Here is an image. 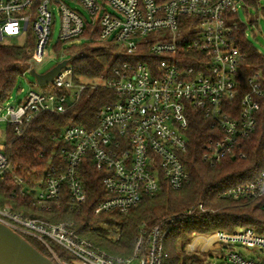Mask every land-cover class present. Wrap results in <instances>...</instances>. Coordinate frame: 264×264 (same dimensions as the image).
I'll return each mask as SVG.
<instances>
[{
  "label": "built area",
  "instance_id": "1",
  "mask_svg": "<svg viewBox=\"0 0 264 264\" xmlns=\"http://www.w3.org/2000/svg\"><path fill=\"white\" fill-rule=\"evenodd\" d=\"M67 1L84 8L92 18L90 25ZM243 2L0 0V43L32 34L27 36L33 38L31 64L23 75L34 69V62L41 63L48 56L54 8L61 18L62 45L80 39L91 28L90 32L97 31V41L119 46L131 59L115 67L111 77L76 81L72 57L47 84L46 92L31 90L16 105H0V122L7 123L19 138L40 115L75 108L88 90L107 89L116 96L98 110L96 127L69 126L55 138L59 150L47 169L33 173L31 184L15 173L7 154L0 151V182H16L21 196L32 194L37 212H50L65 197L72 211L80 210L88 202L81 172L89 162L103 175L108 194L94 214H126L165 185L179 191L189 182L183 158L188 153L191 109L202 112L213 131L205 161L215 165L230 156L245 159L247 155L238 150L257 129L264 91L260 73L250 77L246 87L240 82L244 55L237 46V16ZM149 36L156 39L149 40ZM221 196L241 203L264 202V170L255 180ZM202 212L206 211L200 204L194 211L163 220L150 233L143 229L133 254L126 259L110 256L81 237L73 222L29 217L4 205L0 206V224L41 243L56 264H164L172 224L177 219H199ZM243 231L248 238L236 242L218 239L221 231L207 236L216 242L213 247L219 244L222 249L220 255H212L219 257L220 264H264V235L244 228L236 232ZM53 244L70 254L71 262L60 259ZM237 246L258 252L259 257L247 258L235 250Z\"/></svg>",
  "mask_w": 264,
  "mask_h": 264
},
{
  "label": "trees",
  "instance_id": "2",
  "mask_svg": "<svg viewBox=\"0 0 264 264\" xmlns=\"http://www.w3.org/2000/svg\"><path fill=\"white\" fill-rule=\"evenodd\" d=\"M260 1L262 0H245L247 8H258ZM239 28L237 46L244 55L240 82L246 87L249 78L260 73L264 91V56L247 39L246 26L239 24ZM90 30L88 28L80 38L90 36L95 40L97 31ZM27 38V43L21 47L0 43V105L11 97L23 74L22 68L31 59L33 38ZM126 61L131 59L123 54L119 46L109 42H103L101 47L72 58L76 81L111 77L112 70ZM115 99L114 92L110 90H88L79 104L68 112L40 115L22 137L16 138L11 132L6 154L15 173L28 183H33V173L47 169L61 146L55 138L69 126L96 127L98 110ZM212 137L210 122L202 112L191 109L190 128L187 132L188 153L183 158L189 182L179 191L165 185L158 194L144 197L137 207L126 214H94L97 204L106 199L108 194L102 183L103 175L89 162L83 165L81 172L88 202L80 210L72 211L68 198L65 197L50 212H37L32 206V194L25 197L18 194L19 186L13 181L0 182V206L11 205L16 212L29 217L36 215L52 222H73L75 231L81 237L90 240L110 256L126 259L133 254L143 229L150 233L163 220L179 216L203 204L208 213L205 218L187 222L177 219L172 224V232L165 243L168 258L164 264H204L205 255L186 253V246L195 233H233L240 228H247L258 235H264L263 201L241 203L221 196L232 187L255 180L264 170V97L257 116V129L243 141L238 150L247 155L245 159L239 155L230 156L215 165L205 161L203 157L206 146ZM27 240L40 253L54 261L41 243L30 238ZM202 241L194 239V245ZM53 249L60 259L71 262L72 257L62 247L53 244Z\"/></svg>",
  "mask_w": 264,
  "mask_h": 264
},
{
  "label": "rangeland",
  "instance_id": "3",
  "mask_svg": "<svg viewBox=\"0 0 264 264\" xmlns=\"http://www.w3.org/2000/svg\"><path fill=\"white\" fill-rule=\"evenodd\" d=\"M67 4L70 8L78 10L81 15L83 16L86 25H90L92 22V18L89 14L84 10V8L76 3L67 1ZM54 25H53V36L50 40L48 45V56L45 60L41 63L34 62L33 66L36 72L40 75L45 74L56 67L59 63L71 59L73 56H80L86 53H89L92 49L96 47H101L103 42L97 41L96 39L93 40L88 37H82L80 39L73 40L71 42H66L63 45L59 42V35H60V28H61V18L57 8H54ZM237 21L239 24H244L246 26V36L251 45L258 50V52L264 56V0L260 1V5L258 8H247L246 2L240 4L239 13L237 17ZM162 34V33H161ZM159 34V36L161 35ZM32 35L28 34L27 36ZM20 37V38H5L2 42L3 45L8 46H17L21 47L24 46L28 38ZM147 39L155 40V36H149ZM93 42V43H92ZM85 47V48H84ZM88 49V50H87ZM29 62L22 68V73L27 69L29 66ZM47 85L40 86L37 83L36 78L31 74L30 71L25 72V74L20 77L18 80L17 86L15 87L11 97L6 100L5 105H16L17 103L24 100L26 95L31 91L35 90L37 92H46ZM11 132L9 131L8 125L5 122H0V151L7 152L9 142L11 139ZM41 188L39 187V191ZM200 205V204H199ZM199 205L195 208H191L189 210H196ZM188 210V211H189ZM187 211V212H188ZM184 212L183 214H185ZM208 215L207 212H202L199 219L201 220ZM36 216V215H33ZM40 217V216H39ZM195 220V219H191ZM190 221V220H187ZM186 221V222H187ZM243 229V228H240ZM247 229V228H244ZM239 230V229H238ZM237 230V231H238ZM250 230V229H248ZM236 232V231H235ZM233 232L232 233H221L217 235V238L226 241V242H236L241 240L243 235H247L244 231L243 232ZM255 232V231H254ZM215 233V232H214ZM256 233V232H255ZM213 233L209 234H193L190 238L186 246V253L188 254H197V255H205L204 264H220L219 257H214L220 255L222 249L218 246H214L213 244L216 242H211L207 239V236L212 235ZM232 234V235H229ZM257 234V233H256ZM194 239H202V243L197 242L194 245ZM212 239V238H210ZM236 251L240 252L247 258L254 259L259 257L258 252H254L248 250L243 246H237ZM214 255V256H212Z\"/></svg>",
  "mask_w": 264,
  "mask_h": 264
},
{
  "label": "water",
  "instance_id": "4",
  "mask_svg": "<svg viewBox=\"0 0 264 264\" xmlns=\"http://www.w3.org/2000/svg\"><path fill=\"white\" fill-rule=\"evenodd\" d=\"M69 60L59 63L45 74H38L35 69L30 72L40 86L54 81ZM0 264H56L51 258L40 253L31 243L10 228L0 224Z\"/></svg>",
  "mask_w": 264,
  "mask_h": 264
},
{
  "label": "bare ground",
  "instance_id": "5",
  "mask_svg": "<svg viewBox=\"0 0 264 264\" xmlns=\"http://www.w3.org/2000/svg\"><path fill=\"white\" fill-rule=\"evenodd\" d=\"M246 236V237H245ZM248 237L247 235H243L242 239L241 240H246Z\"/></svg>",
  "mask_w": 264,
  "mask_h": 264
},
{
  "label": "crops",
  "instance_id": "6",
  "mask_svg": "<svg viewBox=\"0 0 264 264\" xmlns=\"http://www.w3.org/2000/svg\"><path fill=\"white\" fill-rule=\"evenodd\" d=\"M246 237V236H245Z\"/></svg>",
  "mask_w": 264,
  "mask_h": 264
}]
</instances>
